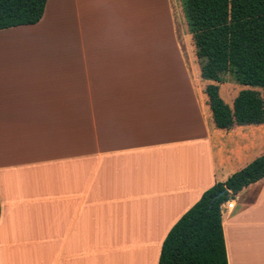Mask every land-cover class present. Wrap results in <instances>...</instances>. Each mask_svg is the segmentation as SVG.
I'll use <instances>...</instances> for the list:
<instances>
[{
	"label": "crops",
	"instance_id": "1",
	"mask_svg": "<svg viewBox=\"0 0 264 264\" xmlns=\"http://www.w3.org/2000/svg\"><path fill=\"white\" fill-rule=\"evenodd\" d=\"M175 6L47 0L0 30V264H158L201 195L264 155V124L216 127ZM230 200L228 264H264V178Z\"/></svg>",
	"mask_w": 264,
	"mask_h": 264
},
{
	"label": "trees",
	"instance_id": "2",
	"mask_svg": "<svg viewBox=\"0 0 264 264\" xmlns=\"http://www.w3.org/2000/svg\"><path fill=\"white\" fill-rule=\"evenodd\" d=\"M47 0H0V30L30 26L42 18ZM183 11L217 128L264 124V0H182ZM230 76L243 87L229 106L219 84ZM264 178V155L216 183L172 226L158 264H228L221 206ZM225 191L219 198L216 195Z\"/></svg>",
	"mask_w": 264,
	"mask_h": 264
},
{
	"label": "rangeland",
	"instance_id": "3",
	"mask_svg": "<svg viewBox=\"0 0 264 264\" xmlns=\"http://www.w3.org/2000/svg\"><path fill=\"white\" fill-rule=\"evenodd\" d=\"M181 0H176V6L172 12L174 25H175V36L181 51L184 53L187 68L192 74L199 68L198 61L195 57V48L193 45L191 34L189 33ZM204 81V80H202ZM206 84V82L204 81ZM241 87L231 80L230 76H225L222 84H219L220 96L226 101L230 102L233 97L238 93ZM262 99L264 100V89H256Z\"/></svg>",
	"mask_w": 264,
	"mask_h": 264
},
{
	"label": "built area",
	"instance_id": "4",
	"mask_svg": "<svg viewBox=\"0 0 264 264\" xmlns=\"http://www.w3.org/2000/svg\"><path fill=\"white\" fill-rule=\"evenodd\" d=\"M233 207V202L231 200L227 201L225 204L221 206V208L231 209Z\"/></svg>",
	"mask_w": 264,
	"mask_h": 264
},
{
	"label": "water",
	"instance_id": "5",
	"mask_svg": "<svg viewBox=\"0 0 264 264\" xmlns=\"http://www.w3.org/2000/svg\"><path fill=\"white\" fill-rule=\"evenodd\" d=\"M224 193H225V191H222L221 193H219L218 195H216L214 199L219 198V197H220L221 195H223Z\"/></svg>",
	"mask_w": 264,
	"mask_h": 264
}]
</instances>
